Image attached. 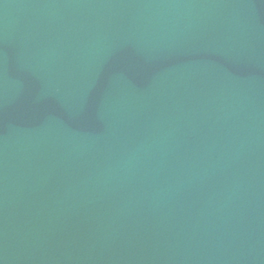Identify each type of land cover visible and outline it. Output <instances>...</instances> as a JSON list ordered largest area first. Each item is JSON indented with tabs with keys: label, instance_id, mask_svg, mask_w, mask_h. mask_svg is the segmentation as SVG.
Returning <instances> with one entry per match:
<instances>
[{
	"label": "water",
	"instance_id": "obj_1",
	"mask_svg": "<svg viewBox=\"0 0 264 264\" xmlns=\"http://www.w3.org/2000/svg\"><path fill=\"white\" fill-rule=\"evenodd\" d=\"M0 264H264V0H0Z\"/></svg>",
	"mask_w": 264,
	"mask_h": 264
}]
</instances>
